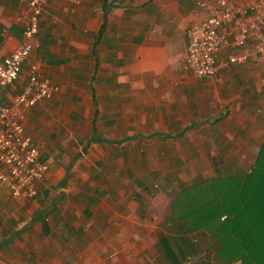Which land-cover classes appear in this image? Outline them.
<instances>
[{
  "label": "crops",
  "instance_id": "obj_1",
  "mask_svg": "<svg viewBox=\"0 0 264 264\" xmlns=\"http://www.w3.org/2000/svg\"><path fill=\"white\" fill-rule=\"evenodd\" d=\"M225 1L234 4L249 0ZM218 2L84 0L76 6L60 1L42 9L36 47L21 68L19 83L13 88L0 89V104L8 107L25 84L27 63H35L48 82L57 88L58 93L50 100L39 101L24 111L23 131L38 153L46 157L45 182L53 185L50 179L66 171L60 166L51 167L57 155L61 163L69 160L68 153L60 154L54 144L48 142L49 137L58 142L61 150L64 139L71 145L73 141L76 143L70 146L71 152H76L70 159L73 167L80 158H85L78 144H86L90 154L97 152L95 144L106 148L149 140L164 151L161 144H166L168 159L190 164L200 181L225 177L241 179L249 174L264 140V29L254 28L240 18L234 19L228 42L243 31V45L237 48L226 45L218 50L215 61L219 69L210 80L196 79L182 66L185 29L216 11ZM22 8L20 0H0V59L21 40L20 22L15 20L21 16ZM241 55L240 63L228 61V57ZM70 103H76L75 107ZM64 127L77 133L74 140ZM86 127L89 138L87 142H80L84 136L80 129ZM192 178L179 184H191ZM55 183V193L65 192L63 179ZM8 197L0 187V209L7 207L5 199ZM46 204L43 202L41 207L37 203L38 213L33 221L40 233L42 231L39 239L48 241L51 236L48 216L58 221L59 215L58 212L48 213L51 204ZM113 208L116 211L105 221L103 240L111 241L115 229H120L117 234L121 236L131 228L127 232L133 235L130 239L138 241L151 236L149 242L152 243V252L141 249L133 253V261L150 255V261L138 259L141 262L136 264H165L156 247L157 240L165 236L173 245L181 235L169 218L159 219L147 212L142 215V208L137 206L134 208L137 215L134 209L128 214L124 197L119 198ZM0 213L9 216L7 211ZM112 219L117 220L118 225ZM15 220L12 218L11 235H0V251L9 252V247L19 245L21 234L26 237L24 241L36 249L32 240L37 235L26 233L29 226L24 228L25 232L21 228L18 231L22 222L17 218L16 224ZM14 224L17 229H13ZM192 235L205 237L208 244H212L202 231L192 233L190 238L194 237ZM26 245L27 242H23L21 247L26 248ZM194 245L199 256L201 243ZM109 246L108 242L104 249L100 245L92 258L86 255L88 264H130L124 243L114 249L112 244ZM36 255L44 264H57L47 248L40 246Z\"/></svg>",
  "mask_w": 264,
  "mask_h": 264
},
{
  "label": "rangeland",
  "instance_id": "obj_2",
  "mask_svg": "<svg viewBox=\"0 0 264 264\" xmlns=\"http://www.w3.org/2000/svg\"><path fill=\"white\" fill-rule=\"evenodd\" d=\"M75 104H72L73 107H75ZM88 129L87 127L84 130L80 129V132L84 134L80 142H85L89 138ZM63 130L69 133L70 139H75L77 133H71V129L65 127ZM47 139H49L48 142L50 144H54L53 147L57 152L60 154L68 153L69 162L64 161V163H61L59 160L60 156L57 155L58 158L51 165L52 168H58L59 166L62 169L66 168V171L65 173L62 172L60 176L50 179L53 181V185H49L48 181L45 182L43 180V186L47 190H45L46 192L38 193L36 199L33 200V205L31 200L17 202L9 197L4 198L8 208H1L0 211H7L9 216L5 213H0V222L2 223L0 224V235L3 236L6 231L11 233L12 218H16L13 222H16L18 218V221L22 222V224L18 225V231L21 228L25 232L24 228L29 226V230L26 233L37 235L32 240L37 247L34 249L29 246V242L27 240L24 241L25 235L21 234L19 245L9 247V252L0 251V264H5L7 261L11 264H44L36 255L40 246L43 249L47 248V253L51 255V258L57 260V264H88L89 258L86 255L89 254L92 258L93 252H97L100 245L104 249L106 242L110 246L112 244L113 249L120 247L121 243H124L128 248V253L126 254L130 264L141 262L138 259L150 261L151 259L148 258L151 257L150 255L135 258L136 261H133L132 256L133 253L141 249H147L152 252V243L149 242L151 236L134 241L130 239V236L133 235L127 233L131 228L126 230L127 232H124L121 236L117 234L120 229H115V236L111 241L103 240L105 237L103 234L106 231L105 221L110 216H113L112 212L116 211L113 208L114 204L119 201V198L123 197L128 205V214L130 212L132 214L131 209L137 206V208H142V215L147 212L148 215L153 214L159 219L165 217L167 220L171 198L179 192L180 186L189 185L186 183L180 185L179 183L182 182L179 181L184 182V180L192 177L194 182H200L201 180L190 168L191 165L185 164V161L178 162L168 159V146L166 144H161L163 148L165 147L164 151V149H158L159 144H151L149 140H145L142 143L128 142L127 145L121 144L119 147L101 148L95 144V147H98L97 152H91L90 154L89 150L85 148L86 144H78V148L82 149L81 154L85 155V158H80L73 167L74 162H70V159L76 152H71L70 146L76 145V143L73 141L71 145L69 141L64 139L63 150H61L58 142H53L50 137ZM90 149L92 150V148ZM45 158L41 153L39 154V160L43 164H46ZM62 174L64 176L61 178ZM62 179L65 182V192L62 194L55 193L57 185H54V183L56 182L55 184H57ZM120 191H122V196H119ZM43 202L47 203L46 205L51 204V209H49L48 213L55 215L58 212L59 215L58 221L51 220V216H48L50 219H48L47 228H50L51 232L48 241L39 239L42 237V231L40 233L37 225H34L36 221H33V217L38 213L37 203H40L42 207ZM134 214L137 215L135 209ZM111 221L118 225L117 220L114 221L112 219ZM16 224L18 223L16 222ZM16 227L14 224L13 229H17ZM192 240L201 243L199 247L201 248V253L199 252L200 255L197 256L199 258L203 257L200 261L201 264L210 262L211 253L209 251L211 245L208 244L205 237L198 238L194 236ZM23 242H27L26 248L21 247ZM135 242H138V245L133 246L132 244H135ZM205 242L208 246L202 245ZM120 253L125 254L122 251ZM30 254L33 255V258H29ZM203 254L204 256H201ZM199 258L191 259L193 261L187 264L196 263Z\"/></svg>",
  "mask_w": 264,
  "mask_h": 264
},
{
  "label": "built area",
  "instance_id": "obj_3",
  "mask_svg": "<svg viewBox=\"0 0 264 264\" xmlns=\"http://www.w3.org/2000/svg\"><path fill=\"white\" fill-rule=\"evenodd\" d=\"M64 1L80 5L84 0H20L23 4L20 22L21 40L0 59V89L13 88L20 81L21 68L25 65L32 48L36 47L37 24L42 9L48 4ZM198 5L202 6V3ZM240 18L254 28L264 29V0H249L228 3L219 0L216 11L199 22L189 25L184 32L182 66L196 79L210 80L219 67L215 55L221 47H241L245 33L232 37L230 24ZM264 41V37L262 38ZM243 56L228 57L230 63H240ZM26 82L12 98L8 107L0 104V187L9 198L17 202L35 200L43 186L45 165L30 138L24 133V111L42 100H50L58 93L35 63L26 64Z\"/></svg>",
  "mask_w": 264,
  "mask_h": 264
},
{
  "label": "trees",
  "instance_id": "obj_4",
  "mask_svg": "<svg viewBox=\"0 0 264 264\" xmlns=\"http://www.w3.org/2000/svg\"><path fill=\"white\" fill-rule=\"evenodd\" d=\"M262 143L247 176L193 182L171 198L169 222L181 235L174 246L165 236L157 240L165 264H187L199 258L190 238L198 231L212 242L210 262L205 264H264V140ZM5 233L3 237L11 235ZM201 259L196 263L201 264Z\"/></svg>",
  "mask_w": 264,
  "mask_h": 264
}]
</instances>
